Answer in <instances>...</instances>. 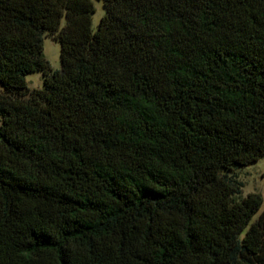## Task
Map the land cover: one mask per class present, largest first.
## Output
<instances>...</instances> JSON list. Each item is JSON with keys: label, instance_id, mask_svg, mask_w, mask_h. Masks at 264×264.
Masks as SVG:
<instances>
[{"label": "trees", "instance_id": "obj_1", "mask_svg": "<svg viewBox=\"0 0 264 264\" xmlns=\"http://www.w3.org/2000/svg\"><path fill=\"white\" fill-rule=\"evenodd\" d=\"M97 1L0 0V264H264V0Z\"/></svg>", "mask_w": 264, "mask_h": 264}, {"label": "rangeland", "instance_id": "obj_2", "mask_svg": "<svg viewBox=\"0 0 264 264\" xmlns=\"http://www.w3.org/2000/svg\"><path fill=\"white\" fill-rule=\"evenodd\" d=\"M95 13L92 17V28L95 29L100 17L104 13L102 3L93 0ZM63 23V21H62ZM43 56L49 63L51 69L58 70L60 68L59 44L50 37L43 38ZM27 85L30 89L40 88L42 85V77L40 73H34L26 77ZM242 183L241 194L239 198L245 197L249 193H259L264 196V157L256 163L240 167L231 173Z\"/></svg>", "mask_w": 264, "mask_h": 264}]
</instances>
